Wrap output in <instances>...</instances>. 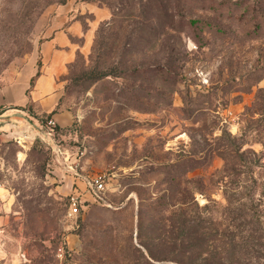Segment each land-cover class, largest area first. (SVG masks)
Here are the masks:
<instances>
[{
	"label": "rangeland",
	"instance_id": "rangeland-1",
	"mask_svg": "<svg viewBox=\"0 0 264 264\" xmlns=\"http://www.w3.org/2000/svg\"><path fill=\"white\" fill-rule=\"evenodd\" d=\"M70 1L82 0H0V86L32 60L41 68ZM85 1L111 14L62 75L58 107L74 120L55 141L77 165L3 130L0 264H181L171 235L187 189L206 231L198 262L264 264V0ZM26 109L22 125L38 129L47 114ZM67 173L91 197L70 192ZM96 175L102 191L87 184Z\"/></svg>",
	"mask_w": 264,
	"mask_h": 264
},
{
	"label": "crops",
	"instance_id": "crops-1",
	"mask_svg": "<svg viewBox=\"0 0 264 264\" xmlns=\"http://www.w3.org/2000/svg\"><path fill=\"white\" fill-rule=\"evenodd\" d=\"M86 12L92 13L93 16H87L84 21L82 16ZM110 14L107 6L85 0L79 3L70 1L57 8L52 25V30H56V34L46 37L43 43L41 68L36 64V60H32L24 73L14 75L11 82L0 86V137L7 134L3 130L12 127L14 130L11 129L9 134L30 128L22 125L23 114L28 113L26 106L30 102L35 104L38 114L53 115L60 127L74 120V113L71 110L58 107L64 85L62 75L68 70L78 50L87 51L92 45L95 23L109 18ZM38 70L40 74H37ZM5 116H10L6 123L3 119ZM75 159L77 158L69 151H65L60 158L66 170L71 168ZM63 179L70 181L68 189L70 192L91 197L86 181L77 179L72 173H67ZM76 182L78 184L75 185ZM6 195L7 189L0 184V197ZM4 219L5 217L0 214V225ZM5 252L7 251L0 245V256L5 255Z\"/></svg>",
	"mask_w": 264,
	"mask_h": 264
},
{
	"label": "trees",
	"instance_id": "trees-1",
	"mask_svg": "<svg viewBox=\"0 0 264 264\" xmlns=\"http://www.w3.org/2000/svg\"><path fill=\"white\" fill-rule=\"evenodd\" d=\"M37 74H40V70H38ZM194 167H196V165ZM194 167L186 168L184 170V174H187ZM174 177L175 176L173 174H169L168 180L170 186L173 184L172 180L174 179ZM193 198H194L193 190L187 189V191H185V194L183 195V200H182V203L184 204V218L182 221V223L184 224L183 225L184 228L181 229V231H179L178 236L177 235L175 236L171 235V236L175 238V242H176V238H178L179 236H181V239L183 240L184 246L181 248V252L184 255V259L182 260L181 264H212L209 262L200 263L197 261L198 254L200 255L204 250L203 248L199 247L198 244L202 240L201 236L205 235L206 231L203 225L200 224L198 220L200 217L199 210L201 209V207L197 201H192ZM190 203L191 204L195 203L197 207V213H195V215L193 216L191 215V211H190ZM172 232L174 231L172 230ZM205 239L206 236L204 240ZM234 248H232V250H235ZM220 264H225V263H220Z\"/></svg>",
	"mask_w": 264,
	"mask_h": 264
},
{
	"label": "built area",
	"instance_id": "built-area-1",
	"mask_svg": "<svg viewBox=\"0 0 264 264\" xmlns=\"http://www.w3.org/2000/svg\"><path fill=\"white\" fill-rule=\"evenodd\" d=\"M58 127V121L53 115H47L45 119L41 122V125L38 129H32L28 128L24 130L23 132L17 131L14 132L16 134L17 138H31L36 139L40 138L41 140H44L48 144L52 145L53 149L56 150L58 154H63L65 150L61 148L60 145L55 141V133ZM21 133V134H20ZM77 165V161L75 163ZM71 165V168H74V165ZM87 184L89 187L93 188L97 191H102L106 188V181L105 178L102 175H96L94 177H90L87 180ZM72 205H74V211L78 210V197L75 195H72ZM62 249V246L60 247Z\"/></svg>",
	"mask_w": 264,
	"mask_h": 264
}]
</instances>
